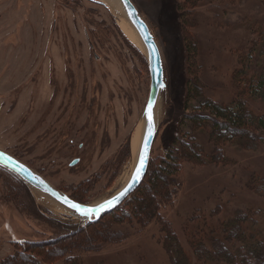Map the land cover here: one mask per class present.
Masks as SVG:
<instances>
[{
  "label": "rangeland",
  "instance_id": "rangeland-1",
  "mask_svg": "<svg viewBox=\"0 0 264 264\" xmlns=\"http://www.w3.org/2000/svg\"><path fill=\"white\" fill-rule=\"evenodd\" d=\"M132 1L157 41L167 80L151 159L164 155L180 130L192 132L208 154L200 163L181 159V187L172 203L160 206L163 220L192 259L186 218L201 217L218 204L219 216L252 210L264 236V197L246 186L251 176L264 178V139L250 149L225 141L221 162L214 163L210 127L185 125V116L207 99L229 104L243 97L251 109L264 112V102L242 95L234 80L245 66L239 49L258 38L264 0ZM121 17L102 0H0V149L84 203L123 186L150 89L146 51L121 30ZM184 23L197 46L203 97L188 94L193 59ZM75 157L79 163L71 164ZM71 221L86 224L37 197L0 165V261L15 252L16 242L57 236ZM110 222L108 229L119 236L82 253L85 264L170 263L156 220L143 229L139 219Z\"/></svg>",
  "mask_w": 264,
  "mask_h": 264
},
{
  "label": "trees",
  "instance_id": "trees-1",
  "mask_svg": "<svg viewBox=\"0 0 264 264\" xmlns=\"http://www.w3.org/2000/svg\"><path fill=\"white\" fill-rule=\"evenodd\" d=\"M184 24L186 27V23ZM257 24L254 31L258 38L243 44L238 51L242 53L240 60L245 66L242 65L235 71L234 80L242 95L247 93L250 98L264 102V20ZM187 26L189 27L188 24ZM188 27L183 28L186 37L190 39L187 40L186 48L193 59L190 64L192 79L188 94L203 97L198 75L199 66L195 61L198 56L197 46L192 42ZM245 53L249 57L247 60ZM250 71L253 74L249 77ZM248 104L246 98L236 96L229 104L207 99L185 116L188 121L185 125L190 124L197 129L204 125L210 127L209 141L214 145L209 153L212 162H221L225 141L238 143L243 149L253 148L256 146L255 142L263 141L264 112L251 109ZM180 131L181 135L172 139L164 155L151 159L142 184L115 210L96 222L82 224L71 221L67 226L64 225L65 231L51 238L16 242L15 252L6 256L0 264H16L19 260L24 264H56L58 261H62L61 264H85L82 253L96 252L100 245L116 240L119 236V231L108 229L113 224L110 221L116 219L119 222L139 219L142 229L156 220L164 233L163 244L169 253V264H264V236L258 223L256 224L257 219L250 214V209H236L232 213L229 211L219 216L218 204L215 209L201 214V217L197 214L187 217L185 228L190 236L189 246L194 253V259L190 257L169 223L163 220L159 212L160 206L172 203L181 187L178 174L182 168L181 159L200 163L204 160L203 156H208L204 145L200 146L192 132ZM246 186L264 197L263 177L251 176Z\"/></svg>",
  "mask_w": 264,
  "mask_h": 264
},
{
  "label": "water",
  "instance_id": "water-1",
  "mask_svg": "<svg viewBox=\"0 0 264 264\" xmlns=\"http://www.w3.org/2000/svg\"><path fill=\"white\" fill-rule=\"evenodd\" d=\"M102 2L107 4L104 1ZM115 2L120 6L118 9V14L124 17L130 23L143 44V47L146 51L151 78L148 98L138 124L139 128L141 125L140 146L135 165L127 183L120 187L112 195L97 204L80 202L64 191L55 187L42 174L34 170L23 161L0 149V165L6 167L19 176L28 185L31 191L36 193L37 197L39 193L44 195L45 197L49 198L51 202L63 207L65 209L63 211L67 212L68 216L77 219L79 222L88 223L100 220L102 216L119 207L126 200V198L129 197L142 184L148 172L153 144L158 134L157 113L159 109L158 106L160 97L162 93L167 90V81L165 77V69L161 51L154 35L149 28V25L140 14L132 0H116ZM149 109H151L154 121V134L152 136L148 135V129L150 127L148 120ZM145 145H147V151L144 150ZM142 156L146 157V162L143 169H140L139 176H137L139 161ZM75 163H77V160L72 164ZM72 204H78L80 205V208H73L71 207Z\"/></svg>",
  "mask_w": 264,
  "mask_h": 264
},
{
  "label": "bare ground",
  "instance_id": "bare-ground-1",
  "mask_svg": "<svg viewBox=\"0 0 264 264\" xmlns=\"http://www.w3.org/2000/svg\"><path fill=\"white\" fill-rule=\"evenodd\" d=\"M104 2H106L109 7L111 8V10L113 12H116V14H118V9H119V4L116 3L115 1L116 0H102ZM118 25L119 27L121 28V30L124 32V34L133 42L135 43L136 45H138L139 47L141 48H144L143 47V44L139 38V36L137 35L136 31L133 29V27L130 25V23L123 17H121L119 20H118ZM157 109V108H156ZM140 141H141V125H140V128H138V131L136 132L135 136H134V139H133V143H132V148H133V152H134V158H133V165H132V169L131 171L128 172L127 176L125 177L124 179V184L127 183V181L130 179V176H131V173H132V170H133V167L135 165V162H136V159H137V154H138V150H139V146H140ZM122 178V177H121ZM119 179L118 182L122 181V179ZM123 184V185H124ZM38 197H41L43 200H48L50 203L54 204V206L57 208V209H61V210H65L63 207H60L59 205H57L56 203H53L49 200V198L45 197L44 195L42 194H38ZM107 198V197H106ZM105 198L101 199V200H98V201H95V202H92V204H97L99 203L100 201L104 200Z\"/></svg>",
  "mask_w": 264,
  "mask_h": 264
},
{
  "label": "snow or ice",
  "instance_id": "snow-or-ice-1",
  "mask_svg": "<svg viewBox=\"0 0 264 264\" xmlns=\"http://www.w3.org/2000/svg\"><path fill=\"white\" fill-rule=\"evenodd\" d=\"M148 120H149V124H150V127L148 129V135L149 136H152L154 134V132H153V129H154V121H153V116H152V113H151V109H149V117H148ZM144 150L147 151V145H145ZM145 162H146V157H143L142 156L140 158V161H139V169L137 170V176H139L140 169H143V167L145 166ZM71 207L76 208V209H79L80 208V205H78V204H72Z\"/></svg>",
  "mask_w": 264,
  "mask_h": 264
},
{
  "label": "flooded vegetation",
  "instance_id": "flooded-vegetation-1",
  "mask_svg": "<svg viewBox=\"0 0 264 264\" xmlns=\"http://www.w3.org/2000/svg\"><path fill=\"white\" fill-rule=\"evenodd\" d=\"M77 160V163H79V161H80V157H75V158H73V160L71 161V164H72V162H74V161H76ZM76 163V164H77Z\"/></svg>",
  "mask_w": 264,
  "mask_h": 264
}]
</instances>
